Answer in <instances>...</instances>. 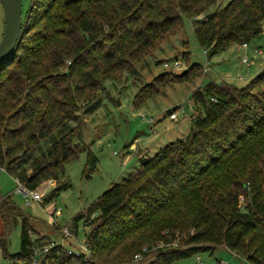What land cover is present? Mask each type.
Segmentation results:
<instances>
[{"label": "trees", "instance_id": "16d2710c", "mask_svg": "<svg viewBox=\"0 0 264 264\" xmlns=\"http://www.w3.org/2000/svg\"><path fill=\"white\" fill-rule=\"evenodd\" d=\"M215 1L29 0L20 38L0 64V168L27 190L54 181L47 195L54 197L64 187L66 163L83 151L90 166L96 161L81 126L27 155L92 103L105 80L121 78L180 31L184 17L193 20L208 58L262 33L264 0H229L198 18ZM183 57L180 73L158 74L134 104L169 83L206 75L209 67L191 63L189 51ZM190 101L201 112L184 137L142 155L138 167L75 215L70 229L78 233L83 220L86 250L56 243L37 264H127L137 253L133 264H171L218 248L264 264V68L242 86L226 79L199 84ZM0 215V253L8 264H33L34 226L10 193H0ZM16 224L20 248L10 253Z\"/></svg>", "mask_w": 264, "mask_h": 264}, {"label": "rangeland", "instance_id": "374dc122", "mask_svg": "<svg viewBox=\"0 0 264 264\" xmlns=\"http://www.w3.org/2000/svg\"><path fill=\"white\" fill-rule=\"evenodd\" d=\"M229 0H216L206 14L222 8ZM29 0H22V10ZM4 28V14L0 3V39ZM260 49L261 53L257 50ZM185 51L190 52V62L208 66L206 75L196 77L189 82H172L165 91L147 99L141 105L134 104V96L147 82L158 74L171 70L180 73L185 68ZM247 57V64L242 61ZM177 59L180 66L168 68L163 62ZM264 68V24L263 31L251 40L247 46H232L208 58L194 33V22L184 17L180 31L173 35L151 55L146 57L134 69L124 73L119 79H107L103 82L98 97L88 105L85 104L59 130L44 139L29 156L44 151L67 128L80 125L82 141L88 145L96 161L90 166L87 152L65 164L61 177L64 187L54 197H48L56 183L54 181L35 189L40 194L34 199L24 192L17 191L18 184L14 177L5 170H0V193L11 194L12 199L32 220L34 230L32 238L40 247L55 241L70 250L83 245V220L78 221V233L71 231L73 218L110 185L119 181L130 171L139 166L142 155H154L168 142L184 137L190 130L191 118L200 113V108L190 101L191 91L199 84L213 80H230L238 86L245 85L259 70ZM178 106L177 110L175 107ZM177 111V117L171 118L169 112ZM144 113V117H142ZM154 123L147 121L148 117ZM69 234H64V228ZM4 223L0 215V234L4 231ZM20 225L11 227L8 234L7 249L14 253L20 248ZM40 243V244H39ZM42 245V246H43ZM205 264H250L245 259L233 255L230 251L218 248L213 253L203 251L199 254ZM0 264H8V260L0 253ZM171 264H197L195 255L178 258Z\"/></svg>", "mask_w": 264, "mask_h": 264}, {"label": "water", "instance_id": "95a60500", "mask_svg": "<svg viewBox=\"0 0 264 264\" xmlns=\"http://www.w3.org/2000/svg\"><path fill=\"white\" fill-rule=\"evenodd\" d=\"M4 28L0 39V64L13 52L22 29V0H0Z\"/></svg>", "mask_w": 264, "mask_h": 264}, {"label": "built area", "instance_id": "2783aa9c", "mask_svg": "<svg viewBox=\"0 0 264 264\" xmlns=\"http://www.w3.org/2000/svg\"><path fill=\"white\" fill-rule=\"evenodd\" d=\"M244 46L247 45L246 43L243 44ZM258 53H261V50L258 49L257 50ZM242 61L247 63V64H250L251 62L248 61L247 57H243L242 58ZM163 65L165 67H169L170 65H172L173 67L177 68L180 66V63L177 59H174L172 63H170L169 61H165L163 62ZM208 67L206 66L205 69H207ZM142 117H144V113H142ZM170 117L171 118H176L177 117V111H172L170 113ZM147 121L152 124L154 122V119L150 116L147 118ZM0 170H2V168H0ZM18 184V187H17V191L19 192H24L26 195H30L32 198L34 199H39L40 198V194L35 191V190H27L26 188H24L20 183H17ZM64 234L67 236L69 234V229L66 227L64 228ZM56 242L55 241H51L43 246H40L38 248H36L34 250V253H33V256H32V261H33V264H37L38 260H39V257L41 255V253L43 251H47L51 246L55 245ZM81 250H86V247H81V248H78V249H75V251L77 252H81ZM144 250H148L147 246L144 247ZM141 258V254L140 253H137L134 255V259H133V262H128L127 264H133L135 262H137L139 259ZM195 261L197 262V264H205L204 261L202 260V257L199 255V254H196L195 255ZM222 264H227V263H223Z\"/></svg>", "mask_w": 264, "mask_h": 264}, {"label": "crops", "instance_id": "0c3cea01", "mask_svg": "<svg viewBox=\"0 0 264 264\" xmlns=\"http://www.w3.org/2000/svg\"><path fill=\"white\" fill-rule=\"evenodd\" d=\"M243 47H244V45H242ZM247 45H245V47H246ZM232 253V252H231ZM233 255H235L234 253H232Z\"/></svg>", "mask_w": 264, "mask_h": 264}]
</instances>
